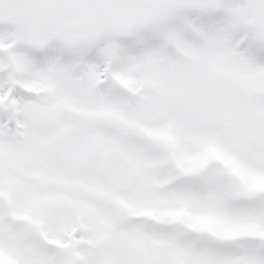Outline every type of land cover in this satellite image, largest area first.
Returning a JSON list of instances; mask_svg holds the SVG:
<instances>
[{"label": "snow or ice", "instance_id": "snow-or-ice-1", "mask_svg": "<svg viewBox=\"0 0 264 264\" xmlns=\"http://www.w3.org/2000/svg\"><path fill=\"white\" fill-rule=\"evenodd\" d=\"M0 264H264V0H0Z\"/></svg>", "mask_w": 264, "mask_h": 264}]
</instances>
